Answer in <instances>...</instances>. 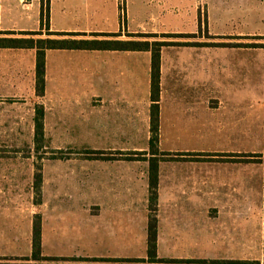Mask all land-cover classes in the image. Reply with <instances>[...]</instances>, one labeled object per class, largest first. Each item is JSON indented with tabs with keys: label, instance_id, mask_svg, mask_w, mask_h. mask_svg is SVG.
Segmentation results:
<instances>
[{
	"label": "crops",
	"instance_id": "1",
	"mask_svg": "<svg viewBox=\"0 0 264 264\" xmlns=\"http://www.w3.org/2000/svg\"><path fill=\"white\" fill-rule=\"evenodd\" d=\"M209 4L211 21L221 13L264 21V0H209ZM85 7L84 14L69 10L71 16H66L68 24L83 20L85 27L55 24L49 15L47 27L45 0H0V32H14L13 37L40 32L35 38L47 37L46 31L116 33L111 30L119 27L118 13L115 27L95 29L89 27L93 7L90 3ZM35 64V49L0 48V99L19 107L30 105L32 140L35 110L39 106L44 110L39 162L32 150L0 151V158H5L0 159V264H150L151 163L158 165L157 256L190 262L159 264L251 262L255 229L261 240L257 251L264 257L261 214L246 208L260 204L248 194L247 174L235 166L216 164L233 158L221 155L224 152L161 147L162 63L157 151H151L149 144L150 53L47 50L42 95L36 91ZM198 97L168 94L169 137H184L179 129L199 132L203 122L198 120ZM13 140L22 139L17 134ZM36 163L41 176L39 198L33 191ZM239 179H245L246 185L240 186ZM36 214L41 217V256L58 260L30 259Z\"/></svg>",
	"mask_w": 264,
	"mask_h": 264
},
{
	"label": "rangeland",
	"instance_id": "2",
	"mask_svg": "<svg viewBox=\"0 0 264 264\" xmlns=\"http://www.w3.org/2000/svg\"><path fill=\"white\" fill-rule=\"evenodd\" d=\"M86 3L94 10L89 27H115L118 13L119 27L111 30L120 34L117 39L167 42L161 50L164 115L161 147L164 150L196 148L224 152L221 155L232 157L216 164L235 166L238 172L247 174L248 194L255 202L260 200V204L246 208L261 214L263 239L264 47L257 46L264 44V21L236 13H232L236 15L234 18L221 13L220 18L211 21L209 0H49L47 13L55 24L85 27L88 24L83 20L68 24L66 16H71L69 10H81L84 14L88 10ZM107 21L109 26L103 24ZM142 63L145 64V57ZM141 80L145 86L144 72ZM171 92L199 96L195 101L200 106L198 120L203 122L199 132L179 129L178 134L184 137L168 136L169 111L165 102ZM29 106L19 107L12 100L0 99V151L19 149L29 153L32 150L39 162L42 154L37 148L39 141L29 135ZM17 134L22 140H13ZM34 166L38 168L37 163ZM238 184L246 185V180L239 179ZM254 238L253 262L264 264L261 251H257L261 241L257 229Z\"/></svg>",
	"mask_w": 264,
	"mask_h": 264
},
{
	"label": "trees",
	"instance_id": "3",
	"mask_svg": "<svg viewBox=\"0 0 264 264\" xmlns=\"http://www.w3.org/2000/svg\"><path fill=\"white\" fill-rule=\"evenodd\" d=\"M47 8V9H46ZM46 26L48 27V0H45ZM40 32H20V37L12 36L14 32H0V48H28L36 50L35 85L38 95H42L45 86V54L47 50H120V51H146L150 53V150L157 151L159 143L160 126V92H161V50L167 45L165 41L149 40H118L119 33H93L91 38L79 33H52L48 32L45 38H35ZM55 35L56 37H51ZM257 47H264L258 44ZM34 117L35 140H39L43 133L42 106L36 108ZM37 148L38 145H37ZM33 191L35 198L41 196V176L37 169L34 176ZM158 165L151 163L149 167V222L147 226V255L148 263H190L187 260L161 259L157 256V218L155 215V202L157 198ZM32 253L33 261L58 260L41 256V217L36 214L32 220ZM264 242V240H263ZM264 249V244H263ZM236 264H257L253 261H236Z\"/></svg>",
	"mask_w": 264,
	"mask_h": 264
}]
</instances>
